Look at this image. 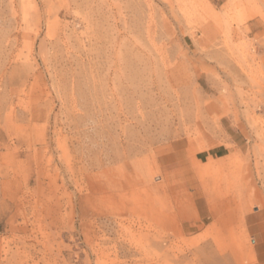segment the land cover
<instances>
[{
	"label": "rangeland",
	"instance_id": "rangeland-1",
	"mask_svg": "<svg viewBox=\"0 0 264 264\" xmlns=\"http://www.w3.org/2000/svg\"><path fill=\"white\" fill-rule=\"evenodd\" d=\"M0 264H264V0H0Z\"/></svg>",
	"mask_w": 264,
	"mask_h": 264
},
{
	"label": "crops",
	"instance_id": "crops-1",
	"mask_svg": "<svg viewBox=\"0 0 264 264\" xmlns=\"http://www.w3.org/2000/svg\"><path fill=\"white\" fill-rule=\"evenodd\" d=\"M196 211L201 220H203V214L207 211V206L205 203H198L196 206Z\"/></svg>",
	"mask_w": 264,
	"mask_h": 264
}]
</instances>
